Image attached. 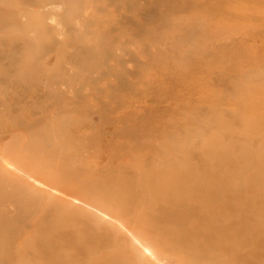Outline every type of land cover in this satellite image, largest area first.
<instances>
[{"label":"rangeland","instance_id":"1","mask_svg":"<svg viewBox=\"0 0 264 264\" xmlns=\"http://www.w3.org/2000/svg\"><path fill=\"white\" fill-rule=\"evenodd\" d=\"M255 242L264 0H0V264H264Z\"/></svg>","mask_w":264,"mask_h":264},{"label":"bare ground","instance_id":"2","mask_svg":"<svg viewBox=\"0 0 264 264\" xmlns=\"http://www.w3.org/2000/svg\"><path fill=\"white\" fill-rule=\"evenodd\" d=\"M55 78V81H53L52 82V85L53 84H58V77H54ZM230 226H231V224L230 223H228L227 222V224H225L224 225V229L225 230H228V229H230ZM258 233V232H257ZM260 234V233H259ZM148 235V234H147ZM151 235V234H150ZM153 235V234H152ZM257 235V234H256ZM259 236V235H258ZM148 237V236H147ZM149 238L150 237H148V238H146V239H148L149 240ZM161 238V237H160ZM159 238V239H160ZM228 238H230V237H228ZM258 238V237H257ZM263 239V238H262ZM147 240V241H148ZM256 240H258V239H256ZM260 240V239H259ZM258 240V241H259ZM149 241H152V240H149ZM144 242H146V241H144ZM148 244V243H147ZM215 244V243H214ZM228 244V240L225 238V240L224 241H221V243H219L218 245H216V247H220V246H225V245H227ZM252 244H253V242H252ZM218 247V248H219ZM230 247V246H229ZM262 248V247H264V244H262L261 242H259V243H254V249H257L258 251H259V249L258 248ZM154 248V247H153ZM189 248H190V246H189ZM218 248L213 252H211V251H207V249H208V247H201V250H199L197 253L198 254H191V256H188L187 257V259H186V257H185V261L186 262H188L189 260H193V262H194V264H223V262H222V258L218 255V252H216L217 250H218ZM144 249H146V248H144ZM149 249V248H148ZM147 249V250H148ZM150 250V249H149ZM148 250V251H149ZM143 251V250H142ZM147 251V252H148ZM151 251V250H150ZM209 252H211V253H209ZM147 254V253H146ZM137 255H138V252H137ZM197 255H198V257H197ZM247 255V257H248V254H245V253H238L237 254V256L238 257H244V256H246ZM160 256V255H159ZM162 257V256H161ZM238 257H236L235 256V258L233 259L232 257L230 258V259H228L227 261H226V263L228 264V263H230V264H232V263H234V260H236ZM247 257H245V258H247ZM254 257H256V256H254ZM261 257H263L261 254L260 255H258V258H261ZM225 258V257H224ZM223 258V259H224ZM264 258V257H263ZM142 259H144V257L142 258ZM155 261H156V263L158 262L159 264H165L164 263V261L163 260H165V261H167L168 260V258L167 259H162V258H160V257H157V255H156V257H154L153 258ZM169 260H170V258H169ZM142 261V260H141ZM167 262H170V261H167ZM166 262V263H167ZM172 262V261H171ZM171 262H170V264H171ZM173 263H175V262H173ZM225 263V264H226ZM180 264H182V263H180Z\"/></svg>","mask_w":264,"mask_h":264}]
</instances>
